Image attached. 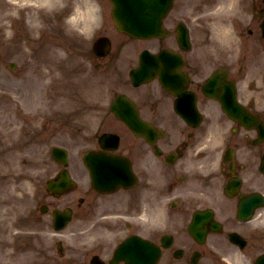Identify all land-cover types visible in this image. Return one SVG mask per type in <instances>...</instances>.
Returning a JSON list of instances; mask_svg holds the SVG:
<instances>
[{"label": "rangeland", "instance_id": "obj_1", "mask_svg": "<svg viewBox=\"0 0 264 264\" xmlns=\"http://www.w3.org/2000/svg\"><path fill=\"white\" fill-rule=\"evenodd\" d=\"M182 3L184 4V0H182ZM181 12H182V10L179 6L178 13H181ZM130 51H131V48L128 46H125L123 52L126 53V52H130ZM253 55L257 56V58H258V61L256 62L257 64L261 63L263 61V59L260 58V56L256 55V49H253ZM121 59L122 58H119L117 60L118 67L122 66V60ZM262 66H264V61L262 62ZM249 68H250V66L248 67V69ZM250 74L255 75V71H252ZM4 77H5V74L2 71H0V86H7V85H4V82L6 80L2 82V78H4ZM84 77H86V76L83 74H80V73H78L77 77H76V83L79 86V89L81 90V91L78 90L79 93H87L88 91H89V93H93V92L97 91L99 88L100 89L102 88V90H104L108 85V84H105L106 82L104 81L103 78L98 77V78H95L91 81V82H93V87L90 89V88H88V86L91 82L88 83V81ZM83 83H86L85 86H87V87L82 88ZM11 86L13 88H17V91H19V92H24V91L30 92L32 97H34V95H35L34 91L30 88V85L27 84V80L24 81L23 83H20V84H16V83L12 84ZM52 96L53 95L51 93L50 97H52ZM8 115H10L11 117H8ZM19 117H20L19 113H15L13 111V109H11L8 105H6V103L4 101L0 100V120H12V119L13 120H19L20 119Z\"/></svg>", "mask_w": 264, "mask_h": 264}]
</instances>
